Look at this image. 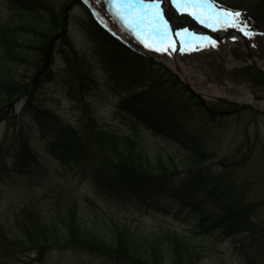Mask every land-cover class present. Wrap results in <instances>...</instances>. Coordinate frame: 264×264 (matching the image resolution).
Listing matches in <instances>:
<instances>
[{"label":"rangeland","instance_id":"1","mask_svg":"<svg viewBox=\"0 0 264 264\" xmlns=\"http://www.w3.org/2000/svg\"><path fill=\"white\" fill-rule=\"evenodd\" d=\"M42 1L58 11L68 12V35L76 52L67 50L74 66L65 62L61 54L65 47L56 39L52 80L40 81L35 87L38 58L34 52L28 54V48L39 43V39L21 27L24 24L44 27L47 17L43 13L23 12L12 0H0V29L5 28L12 39L23 45L22 51H27L28 58L23 61L9 55L4 57L0 46V78L12 76L22 84L21 89L29 86L28 95H32L39 109L51 112L61 124L80 133L82 161L71 167L63 165L51 154L52 123L42 127L40 118L30 113L36 111L33 106L27 110L26 97L21 96L10 112L4 104L6 93L4 96L0 93V113H4L0 117V264H105L101 255L67 245L66 229L67 225H76L80 230L108 234L113 224L126 225L136 236L158 243L165 264H171L173 258L174 238L169 236L180 238L198 252L202 257L198 264H264V110L244 103L233 105L234 100L203 94V90L213 92L217 86L230 97H238L245 88L264 99V74L252 61L256 56L264 60V24L260 22L264 9L247 12L243 17L246 29L253 26L249 23L252 19L263 32L250 42L252 56L236 33L228 36L232 29L240 28L217 24L224 32L218 34V30L209 26L210 21L201 23L195 16L196 26L190 18L178 21L172 16L175 23L165 20L177 51L169 48L158 52L145 47L126 30L115 15L113 0H84L105 27L163 68L162 71L155 67L157 71L151 72L137 62L128 63L141 73L144 86L152 88L146 95L150 103L158 111L170 113L185 132L180 143H173L119 108L121 100L140 93L142 88L122 79L114 64L108 69L106 62L120 58L119 54L89 33L86 23L89 17L79 0ZM220 1L234 7L241 6L236 5L239 2L247 7L252 0ZM211 2L216 6L214 11L229 10L217 0ZM169 3L173 4V11L180 12L172 0ZM167 17L168 11L164 15ZM179 22L189 25H183L181 31ZM179 31L190 34L184 39L196 50L179 51L182 38L175 36ZM191 37L215 41V47L210 44L200 47L199 41ZM229 42L235 44L232 50L226 47ZM173 53L193 74L192 80H184L161 61L171 58ZM222 53L234 60L229 63ZM166 71L178 77L186 89L170 88L176 78L162 84L164 80L160 79ZM194 94L197 100L192 99ZM95 123L137 139L142 145L144 164L150 170L162 172L157 164L162 160L166 165H174L172 171L178 173L168 180L165 188L150 194L125 193L118 183H112L104 175L94 182V168L90 165L98 164L103 157L92 132ZM22 141L38 157L37 163L26 172L17 171L13 159L21 154ZM194 148L206 156H197ZM23 162L26 165L27 160ZM198 167L203 172L201 185L181 183L188 168ZM234 212L238 214L231 222L229 217ZM221 218L226 220L213 230L212 222Z\"/></svg>","mask_w":264,"mask_h":264},{"label":"trees","instance_id":"2","mask_svg":"<svg viewBox=\"0 0 264 264\" xmlns=\"http://www.w3.org/2000/svg\"><path fill=\"white\" fill-rule=\"evenodd\" d=\"M221 5L230 8L231 11L239 12L241 14L240 20L242 21L245 13L250 11H260L264 9V0H252L248 3L247 7L236 2V5H241L238 7L230 6L228 3L217 0ZM79 5H81L88 15L87 29L94 38H98L100 42L110 47L111 50L116 52L118 57L106 62L109 66L108 69H112L114 64V69H118L117 74L127 82L131 84L138 85L142 88V91L138 94H133L130 98H124L120 101L119 108L133 117L138 118L140 123L144 125L147 129L152 130L157 135L166 138L168 141L177 143L181 141V137L185 132L179 126L173 116L169 113L160 112L157 110V106L150 103L147 98L148 92L152 89L146 88L144 86V78H142L141 73L133 70L131 65L128 63L131 61L137 62L144 69L149 71H157L155 67L163 71V68L158 66L154 60L149 57L137 54L135 51L126 47L121 41L112 36L108 31L103 29V27L94 19L90 10L79 0ZM12 4L15 5L19 10L29 13H43L47 17L46 26H29L24 24L21 29L26 33L34 34L38 39L39 43L29 45L28 54L34 52L35 56L38 58L36 67L38 68V73L34 79L35 87L38 86L40 81L49 82L52 80V68L53 60L55 57V41L56 39L62 41V45L65 47L61 51V54L65 58V62L69 65L74 66L71 62L72 58L70 56L67 48H71V52L75 53L73 43L71 42L68 35L69 28V16L67 11H58L50 4L42 0H12ZM261 13V12H260ZM264 14V12H263ZM261 15V14H260ZM260 22L264 24V17H261ZM249 21V20H248ZM253 26L251 29L260 30L257 23L252 19L249 21ZM258 22V19H257ZM263 33V32H262ZM255 36V33L248 35L250 39ZM0 46L4 52V57L6 55L13 56L15 58H21L23 61H28L27 51L24 47L18 44L16 39H12L8 35L5 28L0 29ZM16 47L17 51H14ZM132 54L137 55L131 56ZM149 61V66L147 65ZM147 62V63H146ZM167 72V71H166ZM158 73V72H157ZM76 75V72L74 73ZM165 75H170L169 78H165ZM173 75V76H172ZM163 74L161 80H164L162 84L169 82L171 79L176 78L172 81L170 88L174 89L176 86H181L186 89V86L178 79L174 77V74ZM260 76V75H258ZM165 78V79H164ZM264 83V77L262 79ZM20 82H18L14 77H4L0 78V93L2 96L7 95V99H4V104L6 108L13 111L15 104L18 102L19 98H27V110H31V107L36 110L30 112L37 118H40L42 127L48 123L53 125V136L50 137V148L51 154L58 159L63 165L71 167L75 164H79L82 161L81 150H82V138H80V133L76 131L71 126H64L59 122V120L51 114V112L46 110H41L34 103L32 95H28V87L21 89ZM185 86V87H183ZM33 92V90H30ZM32 94V93H31ZM192 99L197 100V95H192ZM199 104L203 105L202 102ZM38 111V112H37ZM4 113H0V117H3ZM92 132L95 134V140L97 146L102 153V160L95 165H90L93 170L94 176L93 180L98 181L99 177L103 175L108 177L112 183H118L119 189L123 190L125 193L131 195H138L144 193H152L155 190H162L165 188L168 180L173 178L174 175L178 173V170L172 171V167L166 165L162 160L159 164L158 169L162 172H156L150 170L144 164V157L140 150L142 145L140 142L133 138L132 136L119 134L113 131L109 126L100 127L93 125ZM21 154L14 156L16 161L17 171L26 172L28 168L32 167L37 163L38 157L34 154L32 149L27 143H21ZM195 153L199 157H205L206 154L194 148ZM21 155V156H20ZM24 160H27L26 165H24ZM157 169V167H155ZM154 169V168H153ZM157 169V170H158ZM184 179L181 183L185 185H201L202 180V170L201 167L198 168H188L185 172ZM110 176V177H109ZM141 198L145 197L140 195ZM229 219L232 221L237 217L236 212ZM226 218V216H223ZM223 218L212 222L213 230L220 227L221 221H225ZM203 225V224H201ZM219 225V226H218ZM204 226V225H203ZM68 226L66 229L67 235H65V242L70 247L82 248L89 250L93 253H97L104 258L105 264H165L164 253H161L159 244L152 241L151 239H145L139 236L131 228L124 225L113 224L109 227V233H95L87 230H80L79 226ZM174 238L171 241V247L173 249V258L171 264H198L201 260V256L198 252H195L187 243L183 244L180 238L174 236H169V238ZM43 245V244H42Z\"/></svg>","mask_w":264,"mask_h":264},{"label":"snow or ice","instance_id":"3","mask_svg":"<svg viewBox=\"0 0 264 264\" xmlns=\"http://www.w3.org/2000/svg\"><path fill=\"white\" fill-rule=\"evenodd\" d=\"M168 0H113L112 8L115 15L123 22L126 30L136 35L144 46L152 48L155 51H177L175 42L172 41L168 23L164 19L165 13L161 9V3H167ZM175 8L180 12H187L195 16L201 23L211 22L209 26L217 24L227 25L232 28H238L241 14L239 12L216 10L211 0H172ZM247 25L240 27V31L245 36L250 35L246 30ZM187 32H176L175 36L182 38L179 42L182 47L179 51L196 50L193 44H190L187 38ZM193 41H199L200 47L211 45L215 47V41L207 40L205 37H191ZM151 41V42H149Z\"/></svg>","mask_w":264,"mask_h":264},{"label":"bare ground","instance_id":"4","mask_svg":"<svg viewBox=\"0 0 264 264\" xmlns=\"http://www.w3.org/2000/svg\"><path fill=\"white\" fill-rule=\"evenodd\" d=\"M161 5L163 6L162 9H163L164 13H166L167 11H170V7L166 3H161ZM177 19H179V18H177ZM182 20H185V19L180 18V21H182ZM173 23H175V22H173ZM212 27L219 31L218 34L220 33V34L224 35V32H222V30L218 26L214 25ZM177 38H180V37H177ZM236 39H238L237 36H236ZM234 42H236V41H234ZM234 46H235V44L232 42L226 43V47L228 50H232L234 48ZM210 51H212V50H210ZM222 55L227 57L228 60H230L229 63L234 60V58H232V56L229 54L227 55V54L222 53ZM170 57L171 58H169V59H162L161 61L163 63H165L166 65H168L170 68L174 69L184 80H186V81L192 80L193 74L187 69L184 62H182L180 59H178L175 53L171 54ZM252 61L259 68L264 70V60H262L261 58L256 56L255 58L252 59ZM230 66H231V64H230ZM203 94L206 95L207 97H211V98H217V97L227 98L230 100H234L236 102L251 105V106L258 108L260 110H264V99L255 97L253 95L252 91L246 90L245 88L242 89V95H240L238 97H230L229 95L226 94L225 91H221V89H219L217 86L215 87V90L213 92H209L208 90H203Z\"/></svg>","mask_w":264,"mask_h":264},{"label":"water","instance_id":"5","mask_svg":"<svg viewBox=\"0 0 264 264\" xmlns=\"http://www.w3.org/2000/svg\"><path fill=\"white\" fill-rule=\"evenodd\" d=\"M173 15H174V14L172 13V11H168V18H169L171 21H173V20H172V16H173ZM241 36H243V35H241ZM243 38H244V36H243ZM244 43H245V46L249 49V53H250V55L252 56V55H253V51L251 50L250 45H249V43H248V41H247L246 39H244ZM254 65L256 66V68H257L260 72L264 73V70H263V69L259 68L255 63H254ZM231 104H233V105H239L240 103H239V102H231Z\"/></svg>","mask_w":264,"mask_h":264}]
</instances>
